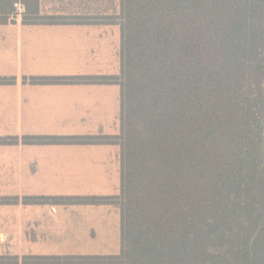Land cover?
Here are the masks:
<instances>
[{"label": "trees", "instance_id": "16d2710c", "mask_svg": "<svg viewBox=\"0 0 264 264\" xmlns=\"http://www.w3.org/2000/svg\"><path fill=\"white\" fill-rule=\"evenodd\" d=\"M93 22L119 25L118 76L29 81L118 85L119 134L23 142L119 146V195L74 202L119 207L120 251L0 264H264V0H119Z\"/></svg>", "mask_w": 264, "mask_h": 264}, {"label": "crops", "instance_id": "0c3cea01", "mask_svg": "<svg viewBox=\"0 0 264 264\" xmlns=\"http://www.w3.org/2000/svg\"><path fill=\"white\" fill-rule=\"evenodd\" d=\"M21 1L9 0L23 7L27 20L61 21L23 22L18 16L9 21L13 7L6 22L0 21V79H12L0 84V250L5 252L0 256L117 255V206L74 201L119 195V146L25 143L23 138L119 134L118 85L29 81L118 76L119 25L93 22V17H116L118 8L100 16L93 6L108 1L35 0L33 14Z\"/></svg>", "mask_w": 264, "mask_h": 264}, {"label": "rangeland", "instance_id": "374dc122", "mask_svg": "<svg viewBox=\"0 0 264 264\" xmlns=\"http://www.w3.org/2000/svg\"><path fill=\"white\" fill-rule=\"evenodd\" d=\"M104 1H108L107 3L108 4H103V5H94L93 8L96 10L95 12L97 14H99L100 16H103L102 14H114V12H117V8H118V5H117V0H104ZM109 2H112V4H110ZM15 10L13 11V14L12 16L10 17L9 21L13 20V19H19L20 17L22 18V21H24V14H22L23 12V7L19 6L18 7H13ZM118 14H116L117 16ZM19 18H18V17ZM100 19L102 17H99ZM104 18V17H103ZM111 18H115L114 16H112ZM108 19V18H107ZM102 21V20H101ZM5 198H1V201L4 200ZM50 200H54V199H51V198H48ZM47 199V200H48ZM77 200V199H76ZM68 201V200H67ZM101 205H108V204H101ZM117 206V205H116ZM117 208L119 209V207L117 206ZM0 252L2 253H5L3 251L0 250ZM113 256V255H112ZM5 257H13V256H5Z\"/></svg>", "mask_w": 264, "mask_h": 264}, {"label": "built area", "instance_id": "2783aa9c", "mask_svg": "<svg viewBox=\"0 0 264 264\" xmlns=\"http://www.w3.org/2000/svg\"><path fill=\"white\" fill-rule=\"evenodd\" d=\"M14 7H17V5L15 4Z\"/></svg>", "mask_w": 264, "mask_h": 264}]
</instances>
